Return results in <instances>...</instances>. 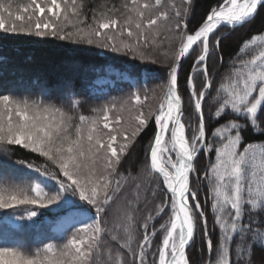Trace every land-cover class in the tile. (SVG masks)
<instances>
[{"label": "snow or ice", "instance_id": "obj_1", "mask_svg": "<svg viewBox=\"0 0 264 264\" xmlns=\"http://www.w3.org/2000/svg\"><path fill=\"white\" fill-rule=\"evenodd\" d=\"M194 6L195 0H185L180 7L162 0H129L123 11L94 12L92 22L80 27L83 13L77 0H29L15 11L11 4L0 3V33L87 45L167 69L166 82L158 86L163 93L158 108L149 106L145 112L148 90L142 97L137 88L117 110L118 127H111L109 119L115 102L92 109L95 116L79 115L75 123L71 111L56 103L0 95V152L19 145L46 158L44 165L0 161V169L17 170L21 165L20 171L38 174L29 182L0 179V211L19 222L14 225L19 232L30 226L24 222H34L37 209L50 207L58 213L55 223L81 225L70 223L72 234L59 250L52 243L35 252L22 241L0 244V264H100L105 237L117 241L112 234L117 229L124 234L120 248L132 259L114 264H190L187 249L198 228L209 251L206 264H254L255 249H264V34L244 41L240 53L254 51L255 46L259 53L240 59L224 74L226 83L215 89L212 68L217 57L223 63L219 50L225 37L217 30L251 23L264 12V0H220L189 31ZM69 25L72 29L66 30ZM185 60L192 63L182 95L179 72ZM129 101L135 110L127 108L121 123L119 113ZM69 103L76 108L80 102ZM205 104L210 109L207 129ZM101 118L106 133L98 128ZM150 124L154 136L142 166L122 174L126 150ZM118 135L126 143L118 144ZM213 153L214 160L209 159L203 173L207 192L202 204L199 188L190 186V175L199 156ZM40 178L54 183L49 187ZM122 199L123 206L113 211ZM21 206L23 214L18 215ZM92 210L94 215L87 220L79 219ZM209 212L212 232L218 233L215 246ZM157 217L163 222L150 229ZM138 228L144 234L133 247Z\"/></svg>", "mask_w": 264, "mask_h": 264}, {"label": "trees", "instance_id": "obj_2", "mask_svg": "<svg viewBox=\"0 0 264 264\" xmlns=\"http://www.w3.org/2000/svg\"><path fill=\"white\" fill-rule=\"evenodd\" d=\"M218 2L219 0H195L194 11L191 13L189 20V31L201 24L210 8ZM84 4V8L88 5L86 15L92 17L94 12L98 15L103 12L102 10L116 9L118 0H87ZM122 5H120V8H122ZM217 31L219 33L227 31L228 33L222 34L225 38L221 41L219 50V55L223 56V63L221 64L219 57H217L216 66L212 68L213 73L216 74L214 89L218 88L221 83H226L223 78L224 74L231 71L233 67L238 66L240 59H251L253 55L259 53L260 48L258 46H255L254 51L249 48L244 53H240L239 50L244 41L252 35L264 34V12L258 14L251 23L242 27L235 29L222 27ZM91 49L93 47L73 44L68 41L55 39L44 41L34 37L0 34V95H11L13 92H17L21 97H27L35 95V91L39 89H42V92L49 93L63 80L65 81L64 87L58 88L60 95L64 96L60 104L64 103L66 105L68 103L69 100L65 95L70 94V91L71 94L78 95L79 107L73 108L76 113H72V115L75 117V123H79V115L90 117L96 115L92 111L94 103L113 99L115 96L128 93L134 88L143 90L152 87V85L166 82L167 69L161 64H151L150 62L133 60L129 57L95 54L91 52ZM190 63H192L191 60L182 61V68L179 72V85L182 95H184L185 76L189 71ZM47 88L50 90H47ZM66 88L71 90L64 91ZM204 111L207 129V117L210 112L207 104L204 105ZM192 120L195 123V115ZM212 123L215 124V121ZM186 133L189 136L191 134L187 128ZM153 136L154 124H150L140 133L133 144L129 145V150H126L122 159L120 168L122 174L141 165V162L146 158L149 142ZM118 138L123 139L119 135ZM208 139L211 140V136ZM8 147V153L0 152V161L11 160L15 164L16 161L25 160L37 165H44L46 158L39 157L38 154L31 153L19 145ZM209 159L214 160V153L211 157L204 155L198 157L190 179L192 189L199 188L197 196L202 204L206 199L207 192L204 186L203 173L207 169ZM21 168V165H16V169L20 172L17 177L18 183L29 182L30 178L38 176L30 169L20 171ZM14 172L16 170L0 169V179L10 178ZM40 179L49 187L54 183L44 178ZM69 199L78 200L74 197H69ZM37 211L38 216L34 218V222H24L30 226L26 227L23 232H19L14 227L19 222L8 216L5 211H0V244L11 246L15 245L17 241H22L28 250L35 252L37 248H43L44 244L52 243L55 245L67 241V238L72 234L69 230L70 224L64 228H57L55 218L58 213L54 208L37 209ZM16 214H23V206L16 210ZM147 214V212L142 213L144 216ZM92 215H94V210L86 216L90 217ZM208 219L210 236L215 246L218 233L212 232L213 225L210 212L208 213ZM139 231L143 232L142 228H138L136 241L133 242L140 240L141 233L139 235ZM105 243L106 247L101 249L100 264H114L115 260H129V257H131L128 252L124 253V250L123 252H117L116 248L121 243L118 240L112 241L111 235L105 237ZM117 253L122 255V259H119ZM187 255L190 264H206L209 251L202 228L197 229L194 244L187 249ZM253 260L254 264H261V261L264 260V249H255Z\"/></svg>", "mask_w": 264, "mask_h": 264}, {"label": "rangeland", "instance_id": "obj_3", "mask_svg": "<svg viewBox=\"0 0 264 264\" xmlns=\"http://www.w3.org/2000/svg\"><path fill=\"white\" fill-rule=\"evenodd\" d=\"M86 1L87 0H77V3L80 4V5H82L81 11L83 13V16L81 17V19L83 20V23H81L79 25L80 27H84L88 23H91L92 22V17L86 15V12H87V9H88V5L86 6V8H84V5H85L84 3ZM69 2H71V0H69ZM127 2H129V0H118V5H117L116 9H119L121 4H124V3H127ZM162 2L164 4H166V5H170V4H173L174 3L177 7H180L183 3H185V0H163ZM0 3H4L5 5L11 4L12 5V10L15 11L18 6L25 5V4L29 3V0H0ZM120 10L123 11L122 8H120ZM102 11L105 12V13H108V14H112L110 10H102ZM4 15L7 16V13H5ZM69 15L71 16V14H69ZM116 15L118 16L119 13H116ZM86 16H87V18H86ZM71 29H72V25H69V29H66V30H71ZM226 33H228V32L225 31V32H223L221 34H226ZM0 34H3V33H0ZM178 46L179 45L177 43L176 47H178ZM91 52L92 53H95V54H106V55H110V56H113V57H123V58H125L124 56H121L119 54L112 53L110 51H106V50H102V49H97V48L91 49ZM129 58H131V57H129ZM64 84H65V81L62 80L61 83L55 89H52L51 90V92L45 93V92H42V89H39V90L35 91V95L27 96L28 98L27 97H23V96L21 97V95H19L17 92H13L11 94V96H13L16 99H28L29 101H32V100L40 101V100H42L44 103H54V102H56L57 103V106H64L66 110H70L71 111V114L72 113L75 114L76 113V112H74L75 109L73 110V108H71V105H70L69 101L70 100H78L79 99V96L76 95V94H71V91H70L71 89L70 88H66L64 90V91H66V90H69L70 91V94L65 95L68 98V100H69L68 103L66 105H64V103L60 104V101L63 100V97L64 96H61L60 95V93L58 91V88H63L64 87ZM161 84H163V83H159V84H156V85H152V87L145 88V89L148 90L147 91V95L149 97L147 100L144 101V108H143V110L145 112H147L149 106L152 107L153 109L158 108V106H159V98L163 95V93L161 92V90L158 87ZM136 89L137 88H134L132 91H130L128 93L126 92L125 94L117 95L113 99H110V100H107V101H103L101 103H94L93 104L94 105L93 106V109L94 108H100L101 106L106 105V104H109L111 102H115L116 103V109H113L109 113V119H110V121H112L111 127H118V125L115 124V119H116V116H117V110L120 109L121 104L123 103V101L124 100H127L129 98V96L131 95V93L134 92V91H136ZM47 90H50V89L47 88ZM143 90H141L142 97L144 95V91ZM45 100H48V101H45ZM52 101H54V102H52ZM127 108H132L133 111L135 110L132 101H129L128 105L126 106V110L125 111L119 113L120 116H121V123H123L124 119L127 118V116H128ZM103 122L104 121L101 118L100 123L98 125V128L101 129L103 132L106 133L108 130L103 129ZM128 134L130 135V132ZM105 139H106V137H105ZM117 143L120 144V143H126V142L124 141V139L118 138ZM19 175H20V172L18 170H16V172H14L12 174V176L10 178H7L6 180L8 182H10V183H18L17 182V177ZM123 204H124V201L122 199L116 205L113 206V211H115V209L117 207H122ZM88 218H89V216H81V217H79L80 220H87ZM161 222H163L162 219L160 217H157L155 221L150 222L149 228L151 229L152 224H155V226L158 228L159 227V224ZM70 223H75L78 228L81 226L78 221H73V222H68V223H60V224H57V228H59V229L60 228H64V227L68 226ZM120 233H122V234H120ZM137 233H138V230H137ZM140 233H141V238H140V240H141L144 233L141 232V231H139V235H140ZM112 234H117L118 241L120 243H123L124 242L122 239H120V237H122L124 235L123 232H122V230L117 229ZM157 236L160 239H162V234L157 233ZM135 241H136V239H135ZM66 242L67 241H65L64 243H66ZM137 242H133V246H136V243ZM156 242L157 241L154 240V243H156ZM64 243H62V244H55V245L57 246V249L59 250L60 248H62V246H63ZM116 249H117V252L118 253H119V251H122L123 252V250H124V253H127L128 252L127 249H121L120 248V245H118ZM101 251L102 250H100V254H99L98 259H100L101 256H102ZM117 256L119 257V259H122V255L121 254H119ZM131 259H132V257H129V260H131ZM103 264H106V263H103Z\"/></svg>", "mask_w": 264, "mask_h": 264}]
</instances>
